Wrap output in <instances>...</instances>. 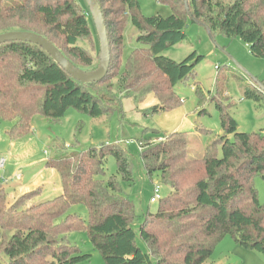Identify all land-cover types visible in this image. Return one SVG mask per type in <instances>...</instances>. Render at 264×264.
<instances>
[{"label": "trees", "instance_id": "1", "mask_svg": "<svg viewBox=\"0 0 264 264\" xmlns=\"http://www.w3.org/2000/svg\"><path fill=\"white\" fill-rule=\"evenodd\" d=\"M97 2L110 54L107 74L99 83L75 81L37 45H0V121L12 123L7 132L11 141L30 132L29 120L35 114L55 121L73 108L91 118L109 116L116 109L115 100L125 97L139 105L149 93L160 104L148 113L172 108L178 103L174 86L192 74L203 57L192 52L175 62L161 54L184 41L192 22L203 25L213 39L217 34L239 39L253 58L264 60V0H230L225 5L213 0H157L170 8L167 17L144 16L137 0ZM129 24L141 48L131 52L121 71L123 33ZM12 31L38 34L74 66L95 68L87 49L78 45L93 36L99 48L84 0H0V34ZM244 96L264 100L256 87L246 89ZM216 108L223 135L198 159H188V141L181 132L152 147L140 145L146 175L157 173L169 194L137 229L134 205L117 180L99 178L112 156L116 175L131 180L128 158L116 145L90 147L46 162L59 174L62 187V193L50 200L36 204L37 191H30L7 207V193L0 185V264L85 261L88 255L67 240L73 232L86 234L104 264H205L214 245L226 236L264 254V204L254 184L256 178L264 183V135L238 133L225 106L216 103ZM76 205L85 208L86 219L69 213Z\"/></svg>", "mask_w": 264, "mask_h": 264}, {"label": "rangeland", "instance_id": "2", "mask_svg": "<svg viewBox=\"0 0 264 264\" xmlns=\"http://www.w3.org/2000/svg\"><path fill=\"white\" fill-rule=\"evenodd\" d=\"M137 1L146 17L171 14L170 8L157 0ZM216 1L225 5L230 0H213V3ZM185 33L184 41L169 47L161 55L181 62L195 52L203 59L194 67L192 74L174 86L178 103L166 111L147 112L160 104L158 97L149 93L139 105L125 97L115 100L116 109L109 116L91 118L73 108L55 121L35 114L29 120L30 132L15 141L7 135L12 123L0 121V159L5 160L4 168L0 169V185L7 193L6 206L30 191H37L33 198L36 204L62 193L59 174L46 162L87 151L90 147L116 145L128 158L131 180L124 181L116 175L117 163L112 156L105 160L104 175L99 178L117 180L122 194L134 205L137 219L133 225L137 229L146 214H156L159 210L158 200L150 203L154 187H159L161 199L169 194L157 173L151 177L146 175L140 156L141 144L148 143L152 147L162 143L164 137L181 132L185 133L188 141V159L200 158L205 148L223 135L216 103L225 106L237 124L238 133L264 135V100L256 101L244 96L248 88L256 87L262 92L253 79L261 84L264 81V60L253 58L239 39L229 40L217 34L213 43L206 29L197 23H189ZM137 34L130 24L123 33L121 71L131 52L141 48L136 43ZM78 45L87 49L96 68L99 48L94 37L90 36ZM111 82L114 84L116 80ZM227 138L231 140L232 136ZM219 154L221 156L220 151ZM17 171L21 172L19 179L15 178ZM254 184L258 200L264 204V183L256 178ZM69 213L83 219L87 217L81 205L73 206ZM67 240L77 246L81 254L88 255L87 260L78 264H104L84 232H73ZM138 243L141 244L139 240ZM205 264H264V254L244 249L231 236H226L214 245Z\"/></svg>", "mask_w": 264, "mask_h": 264}, {"label": "water", "instance_id": "3", "mask_svg": "<svg viewBox=\"0 0 264 264\" xmlns=\"http://www.w3.org/2000/svg\"><path fill=\"white\" fill-rule=\"evenodd\" d=\"M84 1L88 8V12L91 16L99 42V59H98L97 67L94 70L84 71L74 66L50 41L35 33L26 32V31H12V32L0 34V45L3 43L15 42V41L27 42L33 45H37L40 48H42L51 57V59L56 64H58L67 74H69L70 77L75 81L81 84L99 83L105 78L109 67V62H110L109 42L106 33L104 18L100 10L99 3L97 2V0H84ZM186 10L188 16L192 18V15L188 11L187 6H186ZM198 25L204 27L201 24ZM208 35L211 41L215 43L209 33ZM240 70L243 72L242 69ZM253 80L257 83L258 88L264 93V86L261 83L257 82L255 79Z\"/></svg>", "mask_w": 264, "mask_h": 264}, {"label": "built area", "instance_id": "4", "mask_svg": "<svg viewBox=\"0 0 264 264\" xmlns=\"http://www.w3.org/2000/svg\"><path fill=\"white\" fill-rule=\"evenodd\" d=\"M5 166V160L4 159H0V169H3ZM21 172L17 171L15 173V178H20ZM161 199L160 195H159V187L155 186L153 189V195L150 198V203H155L157 200L159 201Z\"/></svg>", "mask_w": 264, "mask_h": 264}]
</instances>
